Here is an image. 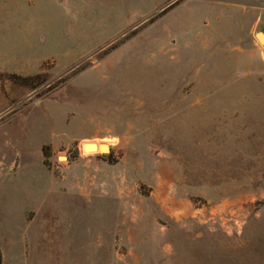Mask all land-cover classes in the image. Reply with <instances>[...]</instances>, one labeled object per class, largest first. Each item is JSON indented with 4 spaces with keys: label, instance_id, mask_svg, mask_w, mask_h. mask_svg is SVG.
<instances>
[{
    "label": "rangeland",
    "instance_id": "1",
    "mask_svg": "<svg viewBox=\"0 0 264 264\" xmlns=\"http://www.w3.org/2000/svg\"><path fill=\"white\" fill-rule=\"evenodd\" d=\"M40 2L0 30L2 264H264V0Z\"/></svg>",
    "mask_w": 264,
    "mask_h": 264
},
{
    "label": "crops",
    "instance_id": "2",
    "mask_svg": "<svg viewBox=\"0 0 264 264\" xmlns=\"http://www.w3.org/2000/svg\"><path fill=\"white\" fill-rule=\"evenodd\" d=\"M39 6V8H38ZM41 2L40 0H0V30L7 33L11 27H15L16 34H23L24 31V23L26 20H33L36 17L39 16L40 11H45V8L49 12L51 16V2L48 4L47 7H44L41 9ZM51 28L46 31V34L51 37ZM49 48L51 47V40L48 43ZM50 57L47 60H51V48H50ZM37 73L36 71H32L28 74ZM42 165L44 168V171H42V174H36L35 177L34 174L30 175L31 178L30 185L33 184L34 181L40 182L42 179H50V172L51 170L46 166L44 162V158L42 156ZM22 166L20 159H12L11 161H8L6 164H0V168H2L3 172L7 173L6 178L7 181L12 182L10 184L12 187L15 185L17 180L20 178L19 175L16 174V171L19 167ZM12 173V174H11ZM33 188V187H32ZM27 195H33V194H39L37 190L29 189L25 192ZM48 194H51V190L48 191ZM11 246L18 245V242L15 239H11L10 243ZM1 254H2V262L5 263V260L7 259L5 249H3L0 246ZM9 251L11 253L14 252V248H10ZM14 259H18L17 255H14Z\"/></svg>",
    "mask_w": 264,
    "mask_h": 264
},
{
    "label": "bare ground",
    "instance_id": "3",
    "mask_svg": "<svg viewBox=\"0 0 264 264\" xmlns=\"http://www.w3.org/2000/svg\"><path fill=\"white\" fill-rule=\"evenodd\" d=\"M83 149L89 153L96 152L98 150H100V152H107L109 150V147L107 144L87 142L83 145Z\"/></svg>",
    "mask_w": 264,
    "mask_h": 264
},
{
    "label": "water",
    "instance_id": "4",
    "mask_svg": "<svg viewBox=\"0 0 264 264\" xmlns=\"http://www.w3.org/2000/svg\"><path fill=\"white\" fill-rule=\"evenodd\" d=\"M257 38L260 42L264 43V32H257Z\"/></svg>",
    "mask_w": 264,
    "mask_h": 264
},
{
    "label": "trees",
    "instance_id": "5",
    "mask_svg": "<svg viewBox=\"0 0 264 264\" xmlns=\"http://www.w3.org/2000/svg\"><path fill=\"white\" fill-rule=\"evenodd\" d=\"M0 264H2V254H1V250H0Z\"/></svg>",
    "mask_w": 264,
    "mask_h": 264
}]
</instances>
